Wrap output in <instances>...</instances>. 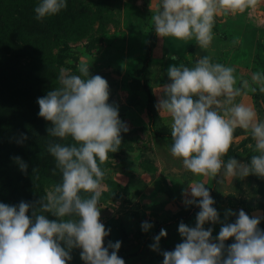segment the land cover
Here are the masks:
<instances>
[{
    "label": "rangeland",
    "instance_id": "1",
    "mask_svg": "<svg viewBox=\"0 0 264 264\" xmlns=\"http://www.w3.org/2000/svg\"><path fill=\"white\" fill-rule=\"evenodd\" d=\"M38 3L0 0V12L9 26V31L0 33V203L34 202L60 181L59 170L53 175L55 161L47 151L55 138L48 136L50 125L38 115L37 99L59 87L62 68L79 75L78 66L88 63L90 75L107 80L108 102L118 106L120 120L129 127L127 133H121L119 151L109 153V160L101 166L109 170L100 199V219L110 229L105 246L109 241H121L118 255L125 264H163L161 253L182 242L179 225L165 222L192 206L182 203V192L195 181L210 190L221 221L229 209L234 213L243 209L250 217L251 211L259 209V227L264 230V179L254 175L243 180L217 177L223 179L217 183L193 176L171 155V139L156 138L149 130L140 69L158 0H66V9L42 21L35 19ZM213 32L208 49H201L195 39L184 42L156 35L149 68L156 104L163 85L169 82L170 65L192 67L200 57L209 55L213 62L235 67L238 80L250 81L253 72H264V0L243 13L218 14ZM173 56L175 59L170 58ZM237 102L253 106L264 120V93L249 92L237 97ZM157 113L170 132V119ZM64 143H71L70 138ZM250 144L254 145L250 135L238 128L225 161L234 157L249 162L256 154ZM19 151L20 159L28 165L26 172L14 168ZM198 211L186 225L195 226ZM48 219L54 217L48 215ZM234 220V216L228 218V222ZM143 222L152 224L147 232L141 229ZM204 227H211L216 237L221 224ZM161 229L167 235L160 239V251H152L149 246ZM232 242L230 238L225 243ZM71 256L68 264H83L80 249H73Z\"/></svg>",
    "mask_w": 264,
    "mask_h": 264
},
{
    "label": "clouds",
    "instance_id": "2",
    "mask_svg": "<svg viewBox=\"0 0 264 264\" xmlns=\"http://www.w3.org/2000/svg\"><path fill=\"white\" fill-rule=\"evenodd\" d=\"M257 3L159 0L151 22L162 39H195L201 49H208L218 14L243 13ZM66 8V0H39L35 19L42 21ZM89 66L80 64L79 75L62 68L59 87L37 99L38 115L50 125L48 136L55 138L47 151L55 161L53 175L59 170L60 181L34 202L0 203V264H68L73 249H80L83 264H125L118 255L121 241H109L105 246L110 229L101 222L100 199L109 171L101 166L109 160V153L119 151L121 133H127L129 127L120 120L118 106L108 102L107 80L90 75ZM235 73V67L213 62L209 55L200 57L192 67L170 65L169 82L163 85L156 104L158 112L170 119L171 155L193 176L217 183L223 182L217 177L243 180L254 175L264 179V120L253 106L237 102V97L249 92L264 93V72H253L250 81L238 80ZM238 128L254 141L249 148L256 154L249 162L224 159ZM69 138L71 143H64ZM14 159L20 171L26 172L28 165L19 157ZM36 171L34 168L32 173ZM182 196L186 207L199 208L195 226L179 224L182 242L161 253L163 264H264L261 217L229 209L221 221L214 199L200 181L188 185ZM232 216L234 222H228ZM205 224H221L218 235L213 237V229H205ZM151 227L149 222L141 224L144 232ZM166 235L161 229L150 249L159 252L160 239ZM230 238L233 242L226 245Z\"/></svg>",
    "mask_w": 264,
    "mask_h": 264
},
{
    "label": "trees",
    "instance_id": "3",
    "mask_svg": "<svg viewBox=\"0 0 264 264\" xmlns=\"http://www.w3.org/2000/svg\"><path fill=\"white\" fill-rule=\"evenodd\" d=\"M158 3H159V0H158ZM3 30L9 31V26H8L7 21L5 20V17H3V14L0 12V33ZM216 32H218V30H216ZM1 36L2 35L0 34V37ZM155 39H156V34L154 33V25L152 23L150 37L146 45L145 59L140 69L141 86H142L143 92L146 95V113L149 119L148 126H149L150 132L156 138L166 137V138L171 139L170 132L166 130L164 124L161 122L160 117L157 113L156 100H155L154 94L152 93V87L149 81L151 52L155 45ZM1 47H2V41L0 39V50H1ZM20 155H22V153L19 151L17 154V157L20 158ZM32 159H33V162L36 161V157H33ZM14 168L20 170L16 162L14 163ZM33 168H36L35 164H33ZM198 209L199 208L192 205L186 209L180 210L174 213L173 215H171L169 220L165 222V224H168V225L178 224L179 225L181 222L185 223L193 216V214Z\"/></svg>",
    "mask_w": 264,
    "mask_h": 264
},
{
    "label": "water",
    "instance_id": "4",
    "mask_svg": "<svg viewBox=\"0 0 264 264\" xmlns=\"http://www.w3.org/2000/svg\"><path fill=\"white\" fill-rule=\"evenodd\" d=\"M260 214H261V210H259V209L251 211V215H253V216H258Z\"/></svg>",
    "mask_w": 264,
    "mask_h": 264
}]
</instances>
